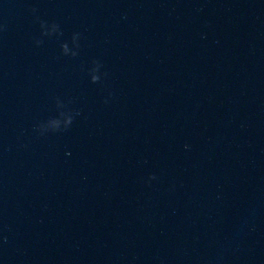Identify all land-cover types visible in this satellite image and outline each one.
Segmentation results:
<instances>
[{"label":"water","instance_id":"water-1","mask_svg":"<svg viewBox=\"0 0 264 264\" xmlns=\"http://www.w3.org/2000/svg\"><path fill=\"white\" fill-rule=\"evenodd\" d=\"M0 264H264V0H0Z\"/></svg>","mask_w":264,"mask_h":264},{"label":"clouds","instance_id":"clouds-1","mask_svg":"<svg viewBox=\"0 0 264 264\" xmlns=\"http://www.w3.org/2000/svg\"><path fill=\"white\" fill-rule=\"evenodd\" d=\"M41 27H44V24H41ZM59 29V25L57 24H52L51 25V30L50 32H45V35H49L51 33H55L57 32ZM79 33H74L72 36V41L74 44H76V47H79L77 41L79 39ZM37 43L39 44L40 41H37ZM61 49L64 55H68L70 52V49L68 47L67 43H64L61 45ZM72 56H76L77 53L75 51L71 52ZM93 64L95 65V67L92 69V75H91V81L93 83H96L100 80V76L97 75L96 73H98L101 65L98 61H93ZM57 107L61 108L63 107V105L58 101L57 102ZM74 121V116L71 113H65L63 111L59 112L58 116L54 117V118H49L46 121L40 122L35 126V131L43 136L46 133L52 132V133H57V132H61V131H67L72 123ZM187 147V145L185 146ZM156 179V177L154 175L149 177V181Z\"/></svg>","mask_w":264,"mask_h":264}]
</instances>
